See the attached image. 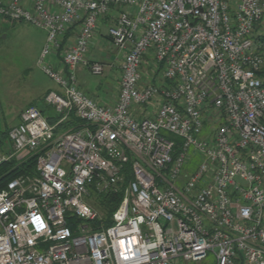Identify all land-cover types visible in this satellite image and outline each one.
<instances>
[{"label": "built area", "instance_id": "built-area-1", "mask_svg": "<svg viewBox=\"0 0 264 264\" xmlns=\"http://www.w3.org/2000/svg\"><path fill=\"white\" fill-rule=\"evenodd\" d=\"M263 15L264 0H0L46 31L37 65L58 86L55 122L21 109L0 153L35 156L0 188V264H264ZM104 16L122 53L111 106L76 76L103 73L86 54Z\"/></svg>", "mask_w": 264, "mask_h": 264}, {"label": "rangeland", "instance_id": "rangeland-1", "mask_svg": "<svg viewBox=\"0 0 264 264\" xmlns=\"http://www.w3.org/2000/svg\"><path fill=\"white\" fill-rule=\"evenodd\" d=\"M258 28L261 36L255 39V44L264 53V15ZM45 40V30L0 17V131L17 123L21 109L33 104L42 107L43 92L54 84L37 65ZM87 79L94 85L101 76L87 73ZM1 147L8 153L10 143L5 141ZM94 201L97 212L103 213L102 200L94 198Z\"/></svg>", "mask_w": 264, "mask_h": 264}, {"label": "crops", "instance_id": "crops-1", "mask_svg": "<svg viewBox=\"0 0 264 264\" xmlns=\"http://www.w3.org/2000/svg\"><path fill=\"white\" fill-rule=\"evenodd\" d=\"M111 24L112 20L108 16H104L100 20L98 30L86 54L89 61H99L104 65L103 73L98 75L101 76L100 81L93 85V83L87 79V73H90L88 68L84 65H79L76 68L79 87L98 103L107 106L113 105L118 96L120 80L119 65L122 60V53L113 46L110 37L107 35V28ZM76 31V28H70L64 34L63 42L65 44L72 43ZM50 62L55 67L59 66L60 58L58 56H52ZM57 88L58 86L54 83L47 87L43 93L45 94L47 91ZM101 89L103 92H100Z\"/></svg>", "mask_w": 264, "mask_h": 264}, {"label": "trees", "instance_id": "trees-1", "mask_svg": "<svg viewBox=\"0 0 264 264\" xmlns=\"http://www.w3.org/2000/svg\"><path fill=\"white\" fill-rule=\"evenodd\" d=\"M260 76L264 79V68L260 71ZM41 100L43 101V97ZM39 109L45 115L49 123L55 122V120L58 117V114H56L51 107L45 105L43 102V106L40 107ZM78 122L79 121H77L73 116H71V118L68 121L64 122L63 124H60L59 128L67 129L72 126H76ZM10 127H6L5 130L0 131V147L5 141L9 142L8 130ZM0 151L7 153V150L5 151L2 147ZM34 159H35V156L32 155V156H28L25 159H21V160L13 157V158H9L7 160L0 162V188L4 187L6 185V182L13 177H16L21 174L32 173L34 170ZM119 200L120 199L118 195L106 194L102 196V204H103L102 209H103V215H104L102 223L105 226L111 223L110 216L112 212L114 211V209L116 208Z\"/></svg>", "mask_w": 264, "mask_h": 264}]
</instances>
